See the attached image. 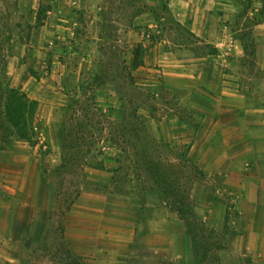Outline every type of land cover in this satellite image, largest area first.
<instances>
[{"label":"crops","instance_id":"0c3cea01","mask_svg":"<svg viewBox=\"0 0 264 264\" xmlns=\"http://www.w3.org/2000/svg\"><path fill=\"white\" fill-rule=\"evenodd\" d=\"M168 7L178 24L214 52L197 56L188 50L191 55L182 58L165 49L168 41L151 42L146 29L132 37L134 44L146 49L143 69L150 73L146 81L157 96L184 102L190 115L201 114L195 125L181 112L168 113L160 123L162 134L179 145L191 143V159L217 181L215 191L208 192L237 197V217L221 212L201 222L208 231L219 235L216 262L199 256L195 226L191 227L174 206V211L164 213L171 204L158 191L142 192L143 196L154 194L159 201L158 206L148 207L154 217L147 228L144 216L138 215L132 231L128 223L115 219V213L107 207L111 202L103 195L113 190L114 169L108 166L111 160L106 161L105 170L88 166L83 175L92 170V175L111 174L112 178L92 179L88 187L80 186L77 204L62 202L60 185L53 177L56 170H63L62 144L61 152L54 151V155L51 152L46 157L47 163L49 157H54L55 166L46 164L47 169L42 170L40 156H33L30 147L37 144L17 136L2 104L0 264H31L20 245L26 241L37 245L54 232L62 237L71 259L79 264H227L225 249L239 264H264V21L246 32L237 23L242 7L235 0H169ZM140 25L161 33L155 20L148 19ZM62 33L65 36V28ZM230 37L234 42L230 56L219 54L217 47ZM84 190L92 191V206H79ZM116 192L121 198L126 195L122 190ZM193 207L192 204L193 221L202 220ZM173 214L183 224V230H168L173 223L168 219ZM85 227L92 231L82 234L81 228ZM71 228V238H67Z\"/></svg>","mask_w":264,"mask_h":264},{"label":"rangeland","instance_id":"374dc122","mask_svg":"<svg viewBox=\"0 0 264 264\" xmlns=\"http://www.w3.org/2000/svg\"><path fill=\"white\" fill-rule=\"evenodd\" d=\"M235 2L242 7L237 23L246 32L258 21H264V15H260L264 2ZM168 6L169 0H0V106L6 93L28 105L29 101H39L33 143H30L37 146L30 147L33 156L41 158L40 168L46 170V164L48 167L56 164L54 157H49L48 163L46 157L51 152L53 155L54 151L61 152L62 125L67 130H80L82 125L70 123L72 115L75 113L77 118L86 116L87 110L92 114V89L95 88L96 103L114 122L112 126L106 123L107 131L99 144L107 148L108 156L114 158L119 154L122 159L109 162V168L115 170L120 164L123 167L119 177H113L114 191L103 194L107 196V202H111L108 210L115 213L114 218L118 221L128 223L131 231L138 215L144 216L147 228L154 217L148 207L158 206L159 201L154 194L143 196L142 192L147 191L145 188L152 182H159L171 205L174 201L184 204L190 198L198 217L202 218L194 222L191 215L184 217L191 227L195 226L198 254L216 262L219 235L208 231L201 222L206 216L221 212L231 218L237 217V197L229 193L222 196L208 192L215 191L217 181L191 159V143L179 145L161 132L160 123L168 113L181 112L182 117L192 119L195 125L201 114L192 112L190 115L180 100L158 97L154 87L146 81L150 73L143 69L145 65L138 69L133 66L137 45L132 34L142 33L145 29L151 42L168 41L165 49L178 57L191 55L188 50L197 56L214 52V49L209 50L200 44L186 27L178 25ZM148 19L156 21L161 33L140 25ZM145 56L146 49L143 61ZM26 85L29 87L24 90ZM71 97L75 102L70 101ZM95 117L96 125L99 122L102 125L103 119L99 115ZM85 123L89 125L90 121L85 119ZM88 130L92 132L91 125ZM74 142L71 139L70 144ZM79 155L75 154L78 160ZM72 170L68 168L53 173L60 185V199L66 204H77L80 197H76L77 190L86 186L89 180L112 178L111 174L92 175V170L84 175L77 168L75 172ZM116 190H122L126 195L118 197ZM82 192L84 196L79 206H92V191ZM171 205L164 213L174 211V205ZM173 216L168 219L173 222L168 230H183V224ZM88 228H81L80 232L88 234L92 231ZM71 232L72 228L67 238H71ZM36 235L41 238L40 230ZM20 246V251L31 264H79L71 259L57 232L44 241L39 240L37 245L32 246L26 241ZM228 254L230 252L225 249L227 264H239Z\"/></svg>","mask_w":264,"mask_h":264},{"label":"trees","instance_id":"16d2710c","mask_svg":"<svg viewBox=\"0 0 264 264\" xmlns=\"http://www.w3.org/2000/svg\"><path fill=\"white\" fill-rule=\"evenodd\" d=\"M251 1V0H247ZM264 2V0H260ZM264 5V4H263ZM247 10V8H245ZM264 15V6L262 8L261 14ZM258 23H260L258 21ZM255 23V24H258ZM254 24V25H255ZM180 25V24H178ZM209 50H213V48H210L209 46H206ZM245 50L246 53L249 54V46L246 43L245 44ZM214 51V50H213ZM145 52V49L142 44H139L135 50V60H134V68L138 69L139 67L144 65L143 61V54ZM9 89V88H8ZM95 88H93V98H92V114L87 110L86 116H78L75 117L72 115L71 121L73 124L77 122V125H82V128L77 131H73L71 129H64L62 125V129L60 130V138L62 140V161H63V170H67L68 168L74 169L73 172L79 170L82 175L84 173V170L86 167L90 166L92 168L98 169V170H105L106 166L105 163L108 160L115 161V160H122L119 154H115V157L112 158L111 156H108L106 147L99 144L100 141H103V138L105 136V133L107 131L106 123L110 126L113 125L114 122H111L107 116V114L100 108V106L96 103V96H95ZM76 95V94H75ZM3 99V106L5 108L6 117L9 121V123L15 128L17 136H19L20 139L26 140L29 143L32 142V135H34V120L35 115L38 107V103L36 101H29V105L27 102L20 103L15 98V95H11L10 93H6V97ZM25 99L27 101V97L25 96ZM70 101L73 103L75 102L74 98H70ZM96 115H99L103 121L102 125L101 122H97L99 125H96ZM77 116V115H76ZM137 117V116H136ZM85 119L90 121V124L85 123ZM92 127V132L88 130L89 126ZM102 126V127H101ZM71 139H74V143L70 144ZM133 151H135V148H133ZM123 152V151H122ZM135 153V152H134ZM75 154H80V160L75 158ZM123 167L120 164V166L113 170L114 177L118 175L122 171ZM69 172V171H68ZM114 180V178H113ZM158 182H152L151 186L148 188H145L147 190L151 191H158L162 194L164 199H169L168 195L165 193V190L162 188L161 184ZM124 185V184H123ZM78 197L80 195V188L77 190ZM170 200V199H169ZM187 202L184 204H177V201L172 202V205H174L179 213L182 215V217H185L186 215L193 216L192 213V202L190 198H187ZM185 205V207H184ZM187 206V207H186ZM189 206V207H188ZM184 208H187V211L184 210ZM68 251V250H67ZM68 254H70V251H68Z\"/></svg>","mask_w":264,"mask_h":264},{"label":"built area","instance_id":"2783aa9c","mask_svg":"<svg viewBox=\"0 0 264 264\" xmlns=\"http://www.w3.org/2000/svg\"><path fill=\"white\" fill-rule=\"evenodd\" d=\"M233 47H234V42H233L232 37H230L226 44L219 45L217 49L219 51V54L230 56V53L233 50Z\"/></svg>","mask_w":264,"mask_h":264}]
</instances>
